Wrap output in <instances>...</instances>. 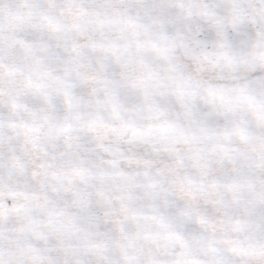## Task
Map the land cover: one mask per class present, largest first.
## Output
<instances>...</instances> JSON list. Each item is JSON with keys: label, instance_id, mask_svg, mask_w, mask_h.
Returning <instances> with one entry per match:
<instances>
[{"label": "clouds", "instance_id": "9594fccd", "mask_svg": "<svg viewBox=\"0 0 264 264\" xmlns=\"http://www.w3.org/2000/svg\"><path fill=\"white\" fill-rule=\"evenodd\" d=\"M0 264H264V0H0Z\"/></svg>", "mask_w": 264, "mask_h": 264}]
</instances>
